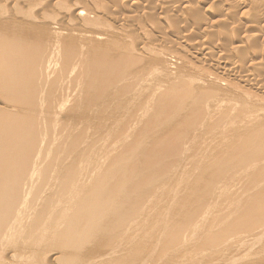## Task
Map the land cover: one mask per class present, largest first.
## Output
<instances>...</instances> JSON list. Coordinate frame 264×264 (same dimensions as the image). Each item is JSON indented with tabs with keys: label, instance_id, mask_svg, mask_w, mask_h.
Listing matches in <instances>:
<instances>
[{
	"label": "bare ground",
	"instance_id": "obj_1",
	"mask_svg": "<svg viewBox=\"0 0 264 264\" xmlns=\"http://www.w3.org/2000/svg\"><path fill=\"white\" fill-rule=\"evenodd\" d=\"M62 1L0 0V264H264V0Z\"/></svg>",
	"mask_w": 264,
	"mask_h": 264
},
{
	"label": "rangeland",
	"instance_id": "obj_2",
	"mask_svg": "<svg viewBox=\"0 0 264 264\" xmlns=\"http://www.w3.org/2000/svg\"><path fill=\"white\" fill-rule=\"evenodd\" d=\"M41 2H43V0H40ZM67 0H64V1H62L63 3L61 4V6H64V7H66L65 9H71L72 8V3L70 2V4H69V1H67ZM79 1V3H85V0H78ZM180 0H178L177 2H179ZM187 3H190V4H196L197 3V5H198V16H199V18L201 17V21L200 22H198L199 23V25H197V26H195V27H193V28H191V29H186V30H184L185 28L183 27V26H181L180 24H178L179 23V21H178V15H176L175 13L173 14V13H167L168 15H169V18H170V20H169V23H170V25L173 27V28H175V31L177 32V30H178V32H179V34L181 35H175L176 36V38H175V36H173V37H171L170 35L169 36H167V38L165 39V42L166 43H168V44H166L167 45V47H173L174 46V48L173 49H177V51L178 52H180V53H183V52H181V50L183 49L184 51H194L192 48L194 47V46H192V44H193V41H197V40H195V39H198V37H201L202 36V30L201 29H203V28H205L206 26H208L209 25V21H210V16H209V14H207L204 10H203V8H207V6H212V5H216V7L215 8H217V6H218V4H215V3H213V1H210V0H207L206 2H204V3H201V4H199L197 1L198 0H185ZM66 4H65V3ZM182 2V1H181ZM184 2V1H183ZM43 4H44V2H43ZM64 4V5H63ZM142 5H144L143 3H141ZM70 6V7H69ZM101 6L105 9L106 8V6H108V2H107V0H102V2H101ZM150 6V7H149ZM153 6V7H152ZM155 6H156V0H153V1H151V2H149L148 3V9H150V10H152V12L153 13H151L150 12V10H148V12H147V14L146 15H142L140 12H135V14L136 15H138L139 17H141L142 18V22L143 23H145V22H149L150 24H152V23H154V24H156V25H158L159 27L161 26V27H164V24L161 22V19H160V17L156 14V13H154V12H156V11H154L153 9L155 8ZM52 8L50 9V7H47L45 4H44V8H45V10H46V12L47 13H51V14H55V8L53 7V6H51ZM220 7H221V5H220ZM54 9V10H53ZM124 10V11H123ZM122 11V14L124 13V14H129V11L131 10V9H129V8H127V9H123ZM136 10H138V9H135L134 11H136ZM140 10V9H139ZM138 10V11H139ZM215 10H218V8L217 9H215ZM141 12H142V10H140ZM180 12V10L178 11V13ZM201 14V15H200ZM238 15H239V13H237ZM236 14V15H237ZM181 15V14H180ZM73 16V15H72ZM72 16H71V18H72ZM195 17V16H194ZM75 17L73 16V20H75L74 19ZM106 21H108V24H110V23H112V24H114V22L111 20V19H106L105 17H103ZM144 18V19H143ZM76 21V20H75ZM152 22V23H151ZM94 23H96V21L94 22ZM115 25V24H114ZM111 26V25H110ZM180 26V27H179ZM259 27H260V25H258ZM180 28L181 30H179L178 28ZM220 28H226V25H223L222 27H220ZM183 29V30H182ZM245 28H243V30H244ZM174 30V29H173ZM189 30H190V32H189ZM242 30V29H241ZM246 30V29H245ZM183 31H185V32H183ZM186 31H188L187 33H186ZM227 32L228 31V27L226 28V30H224L223 29V31L222 32ZM213 33H215V34H213ZM211 35L213 36V38H211L212 36H210V38H207V39H205L206 41H208V42H210V40H216V39H218V37L217 36H219V34H218V32L216 31H214ZM151 34L152 35H154V36H156V34H155V32H151ZM178 34V33H177ZM184 34V35H183ZM188 34V35H187ZM186 35V36H185ZM215 35V36H214ZM181 37H185V38H187V39H185V38H181ZM216 37V38H215ZM224 40H221V43H223V45H224V42H227V41H224ZM226 44L227 43H225V49L223 48V49H221L222 48V46H221V48L220 49H218V48H212L213 50L211 51V53L214 55H216V54H219L220 55V53L221 54H223V53H227V50L226 49H228V47L226 46ZM215 50V51H214ZM216 51H217V53H216ZM223 51H226V52H223ZM192 53V52H191ZM228 54V53H227ZM192 62H194V63H198V61H199V56L197 55V54H193L192 56H187ZM209 71H212V70H209ZM231 81H232V83H234V84H238V85H241V83L240 82H238L237 80H232L231 79ZM264 96V95H263ZM217 129H219V130H221L222 128H217Z\"/></svg>",
	"mask_w": 264,
	"mask_h": 264
}]
</instances>
